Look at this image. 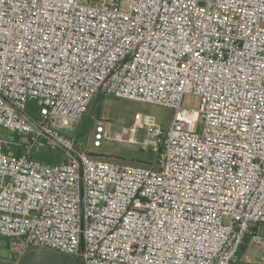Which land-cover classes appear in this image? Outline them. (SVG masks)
<instances>
[{
	"label": "built area",
	"instance_id": "1",
	"mask_svg": "<svg viewBox=\"0 0 264 264\" xmlns=\"http://www.w3.org/2000/svg\"><path fill=\"white\" fill-rule=\"evenodd\" d=\"M99 96L174 111L169 129L95 124V147L155 166L74 152ZM44 141L66 162L34 160ZM247 236L264 253V0H0V238L83 264H233Z\"/></svg>",
	"mask_w": 264,
	"mask_h": 264
},
{
	"label": "rangeland",
	"instance_id": "2",
	"mask_svg": "<svg viewBox=\"0 0 264 264\" xmlns=\"http://www.w3.org/2000/svg\"><path fill=\"white\" fill-rule=\"evenodd\" d=\"M184 104L188 107L197 108L199 99L192 96L185 98ZM27 112L38 118L39 109L36 103H29ZM137 112L150 114L158 120L164 129L171 127L174 111L157 105L140 103L136 101L118 99L113 97L99 96L92 104L86 117L67 135L75 138L74 152H85L87 154L105 158L114 162L130 164L134 166H147L150 163L156 165V155L150 151H144L140 145H128L114 141L103 142L101 147L94 146L95 124L103 122L112 133L120 132L124 127L134 122V115ZM1 136L12 137L18 142H23L17 134L7 130H1ZM36 147L33 151L34 160L52 166L62 165L66 162L68 155L61 149H52L46 145ZM6 152L10 155H18L19 149L8 148ZM140 164V165H139ZM74 262L82 264V256L69 255ZM235 263V262H234ZM235 264H264V253L258 250L250 236H247L239 250Z\"/></svg>",
	"mask_w": 264,
	"mask_h": 264
},
{
	"label": "crops",
	"instance_id": "3",
	"mask_svg": "<svg viewBox=\"0 0 264 264\" xmlns=\"http://www.w3.org/2000/svg\"><path fill=\"white\" fill-rule=\"evenodd\" d=\"M68 256L49 249H34L26 254H20L14 241L0 238V264H80Z\"/></svg>",
	"mask_w": 264,
	"mask_h": 264
},
{
	"label": "trees",
	"instance_id": "4",
	"mask_svg": "<svg viewBox=\"0 0 264 264\" xmlns=\"http://www.w3.org/2000/svg\"><path fill=\"white\" fill-rule=\"evenodd\" d=\"M91 156H93V155H91ZM93 157H98V156H93ZM100 158V157H99ZM140 165V164H139ZM148 167H153L154 165L153 164H150V163H148V164H146Z\"/></svg>",
	"mask_w": 264,
	"mask_h": 264
}]
</instances>
